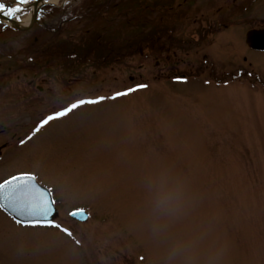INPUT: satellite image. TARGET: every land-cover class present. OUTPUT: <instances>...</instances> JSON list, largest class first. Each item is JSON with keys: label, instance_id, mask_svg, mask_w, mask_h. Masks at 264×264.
I'll return each mask as SVG.
<instances>
[{"label": "rangeland", "instance_id": "1", "mask_svg": "<svg viewBox=\"0 0 264 264\" xmlns=\"http://www.w3.org/2000/svg\"><path fill=\"white\" fill-rule=\"evenodd\" d=\"M37 1L14 19L32 15L24 30L0 17V183L34 175L59 215L24 225L0 207V264H170L173 249L264 264V51L247 42L264 0H59L32 23ZM173 39L193 50L156 55ZM174 54L176 72L202 73L171 78ZM175 181L186 202L160 220L152 198Z\"/></svg>", "mask_w": 264, "mask_h": 264}, {"label": "water", "instance_id": "2", "mask_svg": "<svg viewBox=\"0 0 264 264\" xmlns=\"http://www.w3.org/2000/svg\"><path fill=\"white\" fill-rule=\"evenodd\" d=\"M48 3V0H38L36 2L37 10L32 23L37 21L36 14H38L40 6ZM10 21L17 28L25 29L20 22L16 20ZM247 36L249 46L256 50H264V32L253 31ZM6 182L0 186L4 187V190L0 191V206L14 220L31 225L48 223L58 217L59 211L51 190L37 181L35 176L19 175ZM21 186H25L22 191L15 194L12 192V189L20 188ZM43 203L45 211H43ZM71 216L82 222H86L89 219V213L86 210H76Z\"/></svg>", "mask_w": 264, "mask_h": 264}, {"label": "clouds", "instance_id": "3", "mask_svg": "<svg viewBox=\"0 0 264 264\" xmlns=\"http://www.w3.org/2000/svg\"><path fill=\"white\" fill-rule=\"evenodd\" d=\"M187 199V190L185 186L175 181L171 184L167 182L160 183L152 198L151 206L155 217L164 220L176 215L180 212ZM183 259V264H194V258L190 253H183L177 249H173L169 254V261ZM209 264H220L219 258L210 261Z\"/></svg>", "mask_w": 264, "mask_h": 264}, {"label": "snow or ice", "instance_id": "4", "mask_svg": "<svg viewBox=\"0 0 264 264\" xmlns=\"http://www.w3.org/2000/svg\"><path fill=\"white\" fill-rule=\"evenodd\" d=\"M29 3H31V0H14V3L12 5H9V4L4 3L3 0H0V14H4L10 18L17 19L18 14L22 13L24 11L23 5H26ZM143 87H146V85H137L136 87L129 88L126 91L117 92L113 98H118L119 96H123V95H129L131 92L138 91L140 88H143ZM103 99H105V98L101 97L97 100H81L79 103L74 104V105H70L67 108L62 109L59 112H54V113L50 114L49 116L45 117L44 119H42L41 122L39 123V125L34 129V131H39L40 128H42L44 125L48 124L50 121L63 118L65 116H67L69 113H71L72 111L76 110L77 108L84 106L85 104L99 103ZM21 175H29V174L25 173V174H21ZM11 179L12 178H10V180ZM5 183H7V182H2V183H0V185L5 184ZM24 187L25 186H21L20 188L12 189V192L14 194L18 193V192L22 191ZM3 190H4V187H0V191H3ZM43 211H45L44 203H43ZM49 226H51V225H49Z\"/></svg>", "mask_w": 264, "mask_h": 264}, {"label": "flooded vegetation", "instance_id": "5", "mask_svg": "<svg viewBox=\"0 0 264 264\" xmlns=\"http://www.w3.org/2000/svg\"><path fill=\"white\" fill-rule=\"evenodd\" d=\"M2 17L3 18H8V16H4V15H2ZM222 22V21H221ZM223 24H221V26H222ZM171 30L173 31L172 33H171ZM169 34L172 36V35H174L175 34V30L174 29H169ZM202 36V35H201ZM203 37V36H202ZM192 41L193 40H190L189 41V43H187L186 41H180V40H178V39H173L172 41L170 40L169 41V44H167V45H162V47H161V45H153V47H154V51H156V55H158L159 54V52H160V49L162 48V49H167L166 47H168V49L167 50H171L173 47H174V44H181V45H183L184 46V48H182L183 50H185V51H191V50H193V46H192ZM183 46H181V47H183ZM180 47V48H181ZM185 47H187V48H185ZM161 49V50H162ZM176 49V48H175ZM182 49H179V50H182ZM252 49V48H251ZM254 50V49H253ZM75 52H76V49H75ZM60 54H62V53H60ZM59 54V55H60ZM64 54L65 55H60V56H62V57H64V58H66V60L67 61H80V58L82 59V57L80 56V54H75L74 52L73 53H71V52H69V54L67 53V52H64ZM112 55V54H111ZM206 55V54H205ZM169 59H170V61H169V66H170V69L172 70L173 68V70H174V75L172 74L170 77L171 78H175V79H177V78H180V79H182V80H186V79H189V78H194V77H197L198 76V74H201L202 72H199L198 73V68L195 70H192V71H187L188 73H185V72H180V71H178V72H176V69H177V66H179V64L181 65V63L177 60H175L176 59V55L174 54L173 55V59H172V56H169ZM202 59H204L203 60V63H204V65L205 66H208L209 65V61H208V59H207V55L204 57V58H202ZM179 62V63H178ZM177 63H178V65H177ZM199 69H203V66H201V67H199ZM206 69V68H205ZM172 70V71H173ZM202 71H204V69L202 70ZM31 81L29 82V84L30 85H33V84H35L36 83V81H38V76L37 77H35V78H33V79H30ZM28 84V85H29Z\"/></svg>", "mask_w": 264, "mask_h": 264}, {"label": "bare ground", "instance_id": "6", "mask_svg": "<svg viewBox=\"0 0 264 264\" xmlns=\"http://www.w3.org/2000/svg\"><path fill=\"white\" fill-rule=\"evenodd\" d=\"M52 1L55 2V4H56V2H58V0H52ZM31 19H32V15H30V16L26 19V21L20 22L21 26H26V25H28V24L31 22Z\"/></svg>", "mask_w": 264, "mask_h": 264}]
</instances>
